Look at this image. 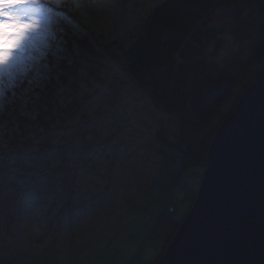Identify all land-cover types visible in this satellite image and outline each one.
<instances>
[{
    "label": "rangeland",
    "instance_id": "rangeland-1",
    "mask_svg": "<svg viewBox=\"0 0 264 264\" xmlns=\"http://www.w3.org/2000/svg\"><path fill=\"white\" fill-rule=\"evenodd\" d=\"M163 1L62 0L57 6L39 0L28 9L42 20L41 28L31 34L13 67L0 74V128L12 149L5 152L19 153L14 136L32 118L42 121L49 115L48 98L66 87L83 92L84 105L101 104L97 115L105 117L106 131L98 132V124L90 123L86 131L92 138L86 136L79 147L61 144L56 154L60 164L40 178L21 176L20 161L5 168L0 162L3 264H156L188 215L205 171L200 166H206V160L194 157L208 139L212 142L263 69L264 54L243 68L205 124L189 114L176 118L155 102L149 89H138L123 56ZM13 15L24 17L16 11ZM207 20L226 25L228 32L214 36L202 50L201 58L214 69L195 80L197 60L188 64L191 102L198 93L212 91L216 68L247 49L253 36L246 19L235 22L218 10ZM11 38L9 33L0 41ZM114 100L115 112L106 115L103 109ZM47 191L58 194L49 197Z\"/></svg>",
    "mask_w": 264,
    "mask_h": 264
},
{
    "label": "water",
    "instance_id": "water-1",
    "mask_svg": "<svg viewBox=\"0 0 264 264\" xmlns=\"http://www.w3.org/2000/svg\"><path fill=\"white\" fill-rule=\"evenodd\" d=\"M157 264H264V67L217 129L197 196Z\"/></svg>",
    "mask_w": 264,
    "mask_h": 264
},
{
    "label": "trees",
    "instance_id": "trees-1",
    "mask_svg": "<svg viewBox=\"0 0 264 264\" xmlns=\"http://www.w3.org/2000/svg\"><path fill=\"white\" fill-rule=\"evenodd\" d=\"M218 10L229 14L235 22L246 19L252 25L253 36L247 49L235 54L223 67L216 68L212 91L198 93L191 102L186 90L190 78L188 64L197 60L193 73L195 80L200 79L207 68L214 69L213 63L201 58L202 50L214 36L228 32L226 25L219 26L207 20L209 14ZM234 36L239 37L236 33ZM263 54L264 0H164L153 8L144 32L130 44L123 56L130 79L138 89H149L165 112L179 119L189 114L192 119L205 124L237 84L243 68L254 64ZM35 113L33 109L31 114ZM206 142V146L197 152L199 155L194 157L201 163L206 160L211 140ZM3 158L5 160L0 162L4 168L15 167L20 161L19 153L10 154V151L4 152ZM55 187L58 186L51 189L55 190ZM66 190L61 194L65 195ZM39 193L35 192L33 196L38 197ZM46 193L49 197L58 194Z\"/></svg>",
    "mask_w": 264,
    "mask_h": 264
},
{
    "label": "snow or ice",
    "instance_id": "snow-or-ice-1",
    "mask_svg": "<svg viewBox=\"0 0 264 264\" xmlns=\"http://www.w3.org/2000/svg\"><path fill=\"white\" fill-rule=\"evenodd\" d=\"M53 2L59 6L62 0ZM38 3L39 0H0V37H7L9 33L12 37L0 41V74L13 67L17 57L28 46L31 34L41 28L42 20L33 18L28 11ZM14 11L24 13V17L13 15ZM80 71L83 73L86 69ZM56 80L60 81L59 76H56ZM82 95L83 92L71 87L61 89L55 96L48 98L45 108L47 110L48 105L52 106L50 114L42 121L34 118L33 123L14 136L19 149L21 176L40 178L48 175L50 169L56 168L61 162L56 155L62 150L59 147L61 144L79 147L86 136L92 138L91 133L86 131L90 123L98 124V132L106 131L105 117L97 115L102 111L101 104L84 105L80 100ZM117 103L118 100H114L110 108H104L105 114L115 112ZM6 149L12 150L6 133L0 128V158Z\"/></svg>",
    "mask_w": 264,
    "mask_h": 264
}]
</instances>
